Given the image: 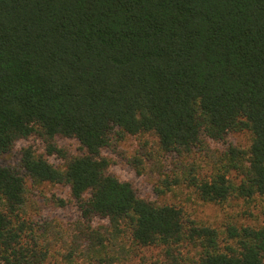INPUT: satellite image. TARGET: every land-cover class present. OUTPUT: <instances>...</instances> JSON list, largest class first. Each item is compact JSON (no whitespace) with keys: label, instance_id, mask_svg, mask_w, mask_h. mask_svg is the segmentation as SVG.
<instances>
[{"label":"trees","instance_id":"1","mask_svg":"<svg viewBox=\"0 0 264 264\" xmlns=\"http://www.w3.org/2000/svg\"><path fill=\"white\" fill-rule=\"evenodd\" d=\"M241 131L247 148L229 143ZM139 133L183 157L227 144L210 173L191 165L188 184L207 203L264 200V0H0V155L44 143L23 148V172L0 164V264L51 254L26 214L28 180L69 186L78 205L79 244L57 264H115L128 240L162 247L159 264H264V218L221 229L110 171L103 149ZM190 244L197 256L184 253Z\"/></svg>","mask_w":264,"mask_h":264},{"label":"rangeland","instance_id":"2","mask_svg":"<svg viewBox=\"0 0 264 264\" xmlns=\"http://www.w3.org/2000/svg\"><path fill=\"white\" fill-rule=\"evenodd\" d=\"M252 140L250 131L234 132L230 135L229 143L249 147ZM58 144L65 147L70 155L82 152L79 141L75 139H58ZM34 145L38 152L44 151V143L37 139L20 140L16 147L8 153L0 155V164L19 169L21 166L22 150ZM227 144L211 143L209 152L196 150L190 155L180 156L176 153H163L159 146V139L154 133L127 134L112 147L103 149V154L111 161L110 171L122 180L132 181L142 197L160 203H172L184 207L194 218L210 222L223 229L230 220L254 225L261 223L264 218V200L246 202L232 201L229 205L207 203L200 199L195 187L188 184L186 175L191 165L196 166L200 176L211 172L216 155L226 148ZM137 158L141 162L138 168L133 162ZM50 162L62 166L64 160L56 156H49ZM141 169L140 171H138ZM175 178H181L176 183ZM165 181L172 184L171 189L165 186ZM30 193L26 204L27 217L38 223V233L45 232L46 239L53 241V248L45 264L64 262L66 254L72 245L79 244L81 217L76 201L72 198L69 186L45 182L34 186L28 180ZM164 191H160L159 188ZM58 198L65 199L67 204H56ZM95 226L109 225L108 220H96ZM39 228H41L39 230ZM128 240V239H127ZM124 259L115 264H159L164 260L163 249L159 246H132ZM198 247L188 245L184 253L197 256ZM85 251V250H84ZM79 256L77 259L83 261ZM90 258V257H88ZM94 259V263L98 261Z\"/></svg>","mask_w":264,"mask_h":264}]
</instances>
